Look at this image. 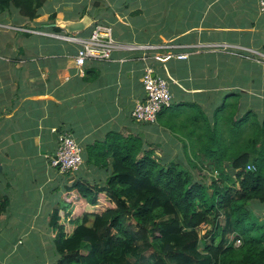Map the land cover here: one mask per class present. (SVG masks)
<instances>
[{"label": "crops", "instance_id": "crops-1", "mask_svg": "<svg viewBox=\"0 0 264 264\" xmlns=\"http://www.w3.org/2000/svg\"><path fill=\"white\" fill-rule=\"evenodd\" d=\"M258 3L45 0L33 20L13 6L0 12V194L9 197L0 227L10 229L0 238L5 245L0 264L21 250L26 252L29 238L36 247L34 259L27 264L53 263L55 254L53 259L44 255L49 246L54 250L50 215L66 203L70 216L60 221L70 233L77 218L92 211V205L67 187L77 178L98 184L106 180L108 171L88 158L91 149L104 145L109 135H134L142 149H152L160 161L182 162L183 142L188 141L183 132L197 123L191 115L203 113L212 128L214 111L234 99L238 102L235 116L248 110L259 118L264 115V12ZM54 14L59 21L88 14L93 22L111 26L119 43L173 45L160 53H186V57L141 60L140 51L120 49L108 61H87L79 67L74 58L79 45L55 36L69 34L53 30ZM89 30L72 34L85 36ZM148 64L156 73L170 76L172 104L155 122L139 123L130 113L135 102L144 98L141 78ZM61 130L82 148L83 163L75 172L62 173L50 164ZM21 164L30 165L26 181L11 190ZM103 199L99 207L106 205Z\"/></svg>", "mask_w": 264, "mask_h": 264}, {"label": "trees", "instance_id": "trees-1", "mask_svg": "<svg viewBox=\"0 0 264 264\" xmlns=\"http://www.w3.org/2000/svg\"><path fill=\"white\" fill-rule=\"evenodd\" d=\"M44 1L0 0V12L13 6L33 20ZM237 104L216 109L212 128L191 115L182 162L156 159L134 135L95 145L88 160L108 177L67 187L92 205L70 233L60 221L67 204L51 213L56 264H264V115L237 117ZM8 204L0 194V215Z\"/></svg>", "mask_w": 264, "mask_h": 264}, {"label": "built area", "instance_id": "built-area-1", "mask_svg": "<svg viewBox=\"0 0 264 264\" xmlns=\"http://www.w3.org/2000/svg\"><path fill=\"white\" fill-rule=\"evenodd\" d=\"M258 7L260 12H264V0H259ZM17 29L21 28L18 27ZM23 30L37 33L33 29L23 28ZM55 36L79 45L74 56L75 63L79 67H82L87 61H108L111 59L113 52L120 49L140 51L141 60L153 58L162 61L169 57L177 59L186 57V53H160L161 49L172 48L173 45L119 43L112 36L111 26L95 21L91 24L90 30L85 36H77L76 34ZM169 78V75L165 77L156 73L154 66L151 64L144 67L141 78L144 98L135 102L130 113L134 121L139 123L155 122L159 113L171 106L172 95L169 90ZM56 138L58 145L50 157L51 166L62 173L77 171L83 163L81 146L67 131H59ZM247 168H251V165H247ZM236 243L238 244L239 240H236Z\"/></svg>", "mask_w": 264, "mask_h": 264}, {"label": "rangeland", "instance_id": "rangeland-1", "mask_svg": "<svg viewBox=\"0 0 264 264\" xmlns=\"http://www.w3.org/2000/svg\"><path fill=\"white\" fill-rule=\"evenodd\" d=\"M9 23H11V24H8V25H11L12 26L13 23L12 22H9ZM4 26H7V25H4ZM53 30L59 32V29L56 30L55 28H53ZM247 52L256 54V53H254L252 51H247ZM240 54H242V53H240ZM240 56H242V55H240ZM250 57L253 58L252 56H250ZM253 59H255V58H253ZM262 118H263V116L259 120L262 121ZM153 156L156 158V154L155 155L153 154ZM156 159H158V158H156ZM29 166H30L29 164H21L19 166L20 169H21V174L20 173L16 174V178L18 179V181H15L14 183H12L13 189L10 187L11 190H17L18 188L21 187V184H24L25 183V181H26L25 173L28 172V170L30 168ZM7 182H9V185H10V182L11 181H8L7 180ZM81 210L84 211L83 208ZM9 231H10L9 228L0 227V238L2 237V235H5ZM6 236L8 237V235H6ZM25 244H27V245H25ZM25 244H24V247H26L27 251L26 252H23L21 250L20 252H18L19 253L18 255H16V256H10L5 264H27V262H31L34 259L33 254L35 252L36 245L33 243L32 239H30V238L25 242ZM3 246H5V245H2L0 243V257L3 256V254H4V252L2 250V247ZM49 247L47 248L46 253L43 251L44 252V255H46L49 259H53L54 258V254H55V257L56 258L53 260V263L52 264H56L57 254L54 252V250H51L52 249L51 246H49Z\"/></svg>", "mask_w": 264, "mask_h": 264}, {"label": "water", "instance_id": "water-1", "mask_svg": "<svg viewBox=\"0 0 264 264\" xmlns=\"http://www.w3.org/2000/svg\"><path fill=\"white\" fill-rule=\"evenodd\" d=\"M93 19L88 14H83L77 20H58L55 18L53 26L65 30L68 34L81 33L91 26Z\"/></svg>", "mask_w": 264, "mask_h": 264}]
</instances>
